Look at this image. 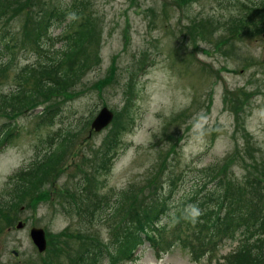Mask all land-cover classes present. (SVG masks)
I'll list each match as a JSON object with an SVG mask.
<instances>
[{
  "label": "rangeland",
  "instance_id": "rangeland-1",
  "mask_svg": "<svg viewBox=\"0 0 264 264\" xmlns=\"http://www.w3.org/2000/svg\"><path fill=\"white\" fill-rule=\"evenodd\" d=\"M9 1L12 4H0V36L14 51L3 57L12 60L7 68H0V94L19 85L26 66L32 73L24 85L35 86L44 76L38 65L46 55L32 46L38 32L32 9H39L32 5L69 0ZM251 1L257 2L89 0L86 12L94 27L88 53L93 64L82 79L64 85L53 98L42 96L40 101L46 100L36 105L32 102L16 110L13 103L0 106V129L9 126L6 135H10L3 147L4 137L0 138L2 196L8 197L11 178L49 148L50 134L72 133L56 168L45 177L42 188L37 185L25 195L22 206L9 215V225L8 212H0V264H42L49 249L39 253L30 237L32 226L43 227L52 245L62 234L82 237L78 232L109 241L115 230L111 223L129 217L132 206L121 217V213L111 214L121 192L130 186L138 203L133 207L135 217L139 205L145 206L140 216L157 204L154 212L158 211L168 193V179L175 180L172 209L183 203L177 200L202 185L203 169L209 165H214L216 175L227 174L239 184L249 175L264 178V164L260 165L264 161V31L249 34L254 31L249 25L243 34L235 33L239 21L233 22L245 11L244 19H251ZM52 31L57 34L61 28ZM3 44L0 41V48ZM39 104L60 107V120L47 124L40 115L44 106ZM103 106L114 111V119L96 132L91 122ZM103 143L113 146L108 168L101 166ZM83 176L89 197V205L80 211L86 212L85 218L63 211ZM98 197H109V205L96 209ZM20 222L25 226L19 228ZM175 224L170 225L166 240L173 246H161L157 252L146 242L136 261L127 264H215L238 244L228 241L214 255L198 261L190 248L176 244ZM71 242L68 251L59 248L56 257L64 254L61 263L68 264L69 257L81 251L78 240Z\"/></svg>",
  "mask_w": 264,
  "mask_h": 264
},
{
  "label": "trees",
  "instance_id": "trees-1",
  "mask_svg": "<svg viewBox=\"0 0 264 264\" xmlns=\"http://www.w3.org/2000/svg\"><path fill=\"white\" fill-rule=\"evenodd\" d=\"M1 3L12 4L9 0H0ZM248 4L252 10V17L247 22L244 19L247 15V11H245L246 15L242 14L238 20L233 19L234 23L238 24L239 21L235 33L240 31L243 34L244 28L249 25L254 29L249 34L264 31V0L251 1ZM32 6L36 9L39 8L38 10L32 9L38 25L35 39L37 36L46 35L44 46L48 47L49 52L44 48L43 52L46 57L40 60L41 63L38 65L44 71V76L38 80L35 86L34 84H23V81L29 80L32 73L31 67L26 66L25 72L20 76L19 85L10 93L0 94V106L4 107L13 103V110L24 108L32 102H36L33 105L44 102L46 99L40 101L44 95L55 97L59 91L65 89L62 88L64 85L68 83L75 85L79 82L87 66L93 64L88 53L94 27L92 18L86 12L89 8V0H69L59 4L54 3V5L52 2L49 5L33 4ZM48 6L50 9L47 8ZM58 27L62 28L58 34L60 37L55 34L47 35L46 31ZM0 39L2 42L6 37L0 36ZM12 48L6 42L0 48V68H7L10 64L12 59L9 61L4 58L12 54L14 51ZM50 49L53 51L52 53ZM54 67H56L55 72H53ZM47 107L44 105L40 115L42 114V119L47 124L53 125L60 120L62 110L55 104ZM4 126L6 124H2V128ZM3 129H0V138L4 137L2 145L10 138V135H6L7 130ZM71 135L70 131L65 134L57 132L54 136L50 134L47 140L49 148H46L43 153L41 152L30 166L21 169L11 178L8 197L0 195V212H8L7 225L11 221L9 215L22 206L25 195L33 191L37 185L42 188V185L45 184V177L56 168L62 154L67 150ZM115 137L114 144H116L117 135ZM112 148L113 146H105L103 143L100 155H104L105 160L101 166L104 164L106 168L110 166L112 160L108 154ZM106 156H110L108 162ZM250 159L257 160L254 155H250ZM260 162L263 168L264 161ZM248 167L251 169L250 165ZM202 177L203 182L206 181L202 182L201 186H197L196 191L183 194L177 200L179 203H183L176 205L173 209L171 198L175 191V180L168 179L166 181L168 193L164 197V202L156 213L154 211L158 204L151 211L145 213V216H140V214H144L145 206L139 205L140 208L135 210L137 216L134 217L132 212L138 203L135 202V188L130 186L121 192L111 214L116 217L121 213V217L123 211L132 206L129 217L122 216L117 224L111 223L110 226L115 230H113V237L109 241H101L94 235L85 236L83 232H78L82 237L78 234L76 239L73 238L72 233L62 234L53 245L49 242L51 247H49L47 256L43 257L42 264H65L60 261V256L64 254L58 257L56 255L59 248L63 247V251H68L72 247V240L80 242L81 251L73 255H79L75 260L73 256L69 257L68 264H127V262L136 259L137 250L146 242H149L157 250L164 245L166 248L173 246V241L166 240L170 225L175 223L173 227L178 230L176 244L190 248L193 259L199 261L204 255H214L226 242L237 240V246L224 255L222 261L217 259L215 264H264V178L249 175L244 178V182L239 184L237 181L232 182L227 174L216 175L214 165L203 169ZM75 186L74 197L67 200L65 205L63 204V211L66 214H81L85 218L86 212L80 211L85 210L89 205L86 176H83L82 180H78ZM97 186L98 181L95 183L96 188ZM50 194L47 193L49 196ZM94 202L96 209H101L109 205V197L102 199L98 197ZM165 215L169 217L168 221L163 223ZM1 219L0 216V222ZM87 222L85 221L83 224H87ZM88 239L91 242H87Z\"/></svg>",
  "mask_w": 264,
  "mask_h": 264
},
{
  "label": "water",
  "instance_id": "water-1",
  "mask_svg": "<svg viewBox=\"0 0 264 264\" xmlns=\"http://www.w3.org/2000/svg\"><path fill=\"white\" fill-rule=\"evenodd\" d=\"M114 118V113L108 107H103L98 115L92 122V127L95 128L96 131H101L104 127L108 126ZM18 227H24V223L20 222ZM30 235L38 247L39 251H44L47 247V238L45 230L42 227H32L30 231Z\"/></svg>",
  "mask_w": 264,
  "mask_h": 264
}]
</instances>
